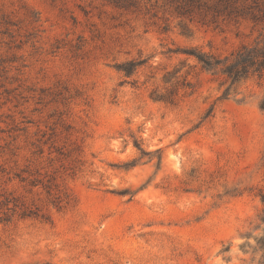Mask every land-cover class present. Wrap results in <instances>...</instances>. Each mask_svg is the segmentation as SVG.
I'll return each instance as SVG.
<instances>
[{
	"label": "rangeland",
	"instance_id": "obj_1",
	"mask_svg": "<svg viewBox=\"0 0 264 264\" xmlns=\"http://www.w3.org/2000/svg\"><path fill=\"white\" fill-rule=\"evenodd\" d=\"M264 0H0V264H257Z\"/></svg>",
	"mask_w": 264,
	"mask_h": 264
},
{
	"label": "trees",
	"instance_id": "obj_2",
	"mask_svg": "<svg viewBox=\"0 0 264 264\" xmlns=\"http://www.w3.org/2000/svg\"><path fill=\"white\" fill-rule=\"evenodd\" d=\"M190 53L196 57L197 61L206 70L219 72L225 76L229 82L227 91L235 83L240 82L249 75L256 74L259 77H264V45H241L238 49L231 52L230 55L224 57L203 52ZM260 107L264 109V101ZM261 201L264 205V194L261 196ZM259 219L261 223H264V208L259 214ZM255 240L256 245L253 251L261 253L257 264H264V232Z\"/></svg>",
	"mask_w": 264,
	"mask_h": 264
}]
</instances>
